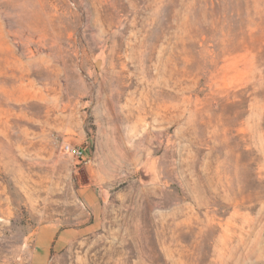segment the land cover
<instances>
[{"label":"rangeland","instance_id":"obj_1","mask_svg":"<svg viewBox=\"0 0 264 264\" xmlns=\"http://www.w3.org/2000/svg\"><path fill=\"white\" fill-rule=\"evenodd\" d=\"M49 228L46 264H264V0H0V264Z\"/></svg>","mask_w":264,"mask_h":264},{"label":"crops","instance_id":"obj_2","mask_svg":"<svg viewBox=\"0 0 264 264\" xmlns=\"http://www.w3.org/2000/svg\"><path fill=\"white\" fill-rule=\"evenodd\" d=\"M72 230H42L34 238L32 264H46L48 256L67 247L76 235Z\"/></svg>","mask_w":264,"mask_h":264},{"label":"built area","instance_id":"obj_3","mask_svg":"<svg viewBox=\"0 0 264 264\" xmlns=\"http://www.w3.org/2000/svg\"><path fill=\"white\" fill-rule=\"evenodd\" d=\"M61 150L63 153L77 159V160H83L84 158V150L79 147H72L67 144H61Z\"/></svg>","mask_w":264,"mask_h":264},{"label":"bare ground","instance_id":"obj_4","mask_svg":"<svg viewBox=\"0 0 264 264\" xmlns=\"http://www.w3.org/2000/svg\"><path fill=\"white\" fill-rule=\"evenodd\" d=\"M37 197V196H36ZM35 202V201H34Z\"/></svg>","mask_w":264,"mask_h":264}]
</instances>
